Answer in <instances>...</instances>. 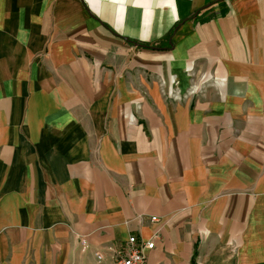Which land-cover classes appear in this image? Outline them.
<instances>
[{
	"label": "crops",
	"instance_id": "obj_1",
	"mask_svg": "<svg viewBox=\"0 0 264 264\" xmlns=\"http://www.w3.org/2000/svg\"><path fill=\"white\" fill-rule=\"evenodd\" d=\"M155 235L264 264V0H0V264Z\"/></svg>",
	"mask_w": 264,
	"mask_h": 264
},
{
	"label": "built area",
	"instance_id": "obj_2",
	"mask_svg": "<svg viewBox=\"0 0 264 264\" xmlns=\"http://www.w3.org/2000/svg\"><path fill=\"white\" fill-rule=\"evenodd\" d=\"M151 221L153 223L160 222L156 217L152 218ZM157 239L158 235L149 241L139 240L137 237L131 236L121 249L112 251L111 264H147V255L154 249ZM96 257L102 263L106 254L100 251Z\"/></svg>",
	"mask_w": 264,
	"mask_h": 264
}]
</instances>
